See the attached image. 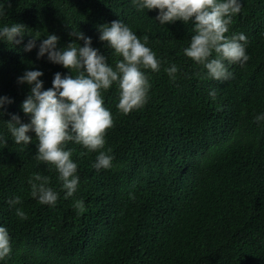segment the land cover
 Listing matches in <instances>:
<instances>
[{
    "label": "trees",
    "instance_id": "16d2710c",
    "mask_svg": "<svg viewBox=\"0 0 264 264\" xmlns=\"http://www.w3.org/2000/svg\"><path fill=\"white\" fill-rule=\"evenodd\" d=\"M0 5V25L23 23L40 30L41 39L54 33L58 47L75 39L68 35L71 27L79 28L113 66L120 57L98 39L96 26L120 19L148 36L147 46L160 60L159 71L143 70L150 89L141 108L122 114L116 84L101 91L113 119L103 149L111 150L112 166L95 170L96 152L69 141L79 183L65 197L55 168L35 159V133H28V145L15 144L3 120L10 113L29 120L20 107L29 85L17 82L25 69L42 70L45 88L55 72L69 69L37 58L35 48L23 51L22 44L0 41V95L12 100L0 116L8 141L0 144V224L11 244L0 264H264V121L253 119L264 112V0H243L229 25L226 35H246L249 58L228 65L232 76L224 81L206 77L183 54L190 22L162 25L154 19L157 10L138 11L131 0ZM171 63L179 69L174 82L164 71ZM37 172L58 193L52 206L30 196L28 180ZM12 196L20 204L10 207ZM15 207L26 217H17Z\"/></svg>",
    "mask_w": 264,
    "mask_h": 264
},
{
    "label": "clouds",
    "instance_id": "9594fccd",
    "mask_svg": "<svg viewBox=\"0 0 264 264\" xmlns=\"http://www.w3.org/2000/svg\"><path fill=\"white\" fill-rule=\"evenodd\" d=\"M243 0H131L138 10H157L154 19L160 24L180 20L190 22L192 34L183 54L202 66L205 76L212 80L224 81L231 78L228 65H243L248 60L246 51L247 37L243 32L229 31L233 17L240 13ZM5 9L0 5V16ZM98 39L105 42L113 55L120 58L114 66L108 58L92 46V38L79 28L71 27L68 35L75 37L65 46L58 47L59 37L47 32L41 39L40 30L27 28L23 23L12 22L0 25V41L13 45L22 44L23 51L36 49L37 58L69 69L53 74L51 87L45 88L40 79V69H25L17 77L18 83H26L29 90L21 102V110L28 115V122H22L19 114L10 113V119L3 120L7 133L15 144H25L33 139L28 133H35L37 161L45 162L55 168L64 196H72L76 191L79 176L77 164L71 157L72 149L66 147L69 141L79 144L87 152H96L91 166L99 171L112 166L113 156L110 149L103 150L106 129L113 124L111 110L104 106L102 90L113 83L118 88L116 108L122 114L141 108L148 99L150 82L144 69L160 70V60L147 46L148 36H138L122 20L98 24ZM30 34L24 41V36ZM39 41V43H37ZM79 41H83L82 44ZM23 42V43H22ZM78 42V43H77ZM73 70L75 74H73ZM164 71L170 81L177 79L179 71L171 63ZM210 98L215 99L216 90L210 88ZM12 102L10 97L0 95V116L4 115L5 105ZM256 122L264 121V112L257 113ZM0 133V144H6ZM30 196L41 204L52 206L58 193L48 186V177L34 173L29 177ZM19 196L10 197L6 203L12 207L20 204ZM82 205L77 201V207ZM15 214L25 218L26 213L15 207ZM11 252L10 235L7 228L0 224V260Z\"/></svg>",
    "mask_w": 264,
    "mask_h": 264
}]
</instances>
